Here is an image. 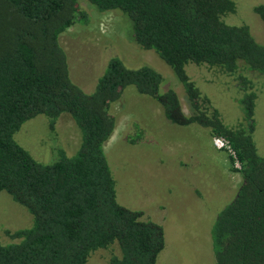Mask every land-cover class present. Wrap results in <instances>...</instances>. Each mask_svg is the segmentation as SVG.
<instances>
[{"label": "trees", "instance_id": "1", "mask_svg": "<svg viewBox=\"0 0 264 264\" xmlns=\"http://www.w3.org/2000/svg\"><path fill=\"white\" fill-rule=\"evenodd\" d=\"M89 1L101 12L120 11L135 42L172 68L188 111L176 89L161 91V71L150 64L129 67L118 55L108 60L92 91L72 79L60 36L88 22L79 0H0V192L32 215L30 226L6 231L15 241L0 240V264H88L94 251L114 243L121 253L112 264H157L166 246L164 226L117 200L104 149L117 125L112 104L129 86L157 101L170 123L197 124L228 141L236 154H229L230 169L242 182L211 228L216 264H264V155L255 141L258 95L250 76L264 75V43L247 24L227 21L237 9L234 0ZM254 10L264 23V3ZM189 63L234 78L242 117L223 118L188 74ZM64 113L81 135L76 152L59 147L43 163L15 139L27 120L44 115L54 129ZM133 129L132 143L145 134L139 123Z\"/></svg>", "mask_w": 264, "mask_h": 264}, {"label": "rangeland", "instance_id": "2", "mask_svg": "<svg viewBox=\"0 0 264 264\" xmlns=\"http://www.w3.org/2000/svg\"><path fill=\"white\" fill-rule=\"evenodd\" d=\"M234 1L237 9L226 17L227 21L247 24L255 38L264 43V23L254 10L264 0ZM79 3L88 12V22L76 23L60 36L77 84L92 91L108 60L118 55L129 67L150 64L161 71L165 76L161 91L165 87L176 89L188 111L183 88L172 68L154 50L135 42L130 22L120 11L101 12L89 0ZM186 70L226 121L242 117L237 103L240 91L233 77L206 64L189 63ZM250 76L258 95L255 141L264 155V75L255 72ZM111 111L117 125L104 149L116 180L117 200L143 210L147 219L164 226L166 246L157 264H216L211 228L242 182L241 174L230 169L229 153L215 146L208 129L167 121L159 103L133 86L124 90ZM134 123H139L145 134L132 143L128 136L134 131ZM15 139L38 161L48 163L59 147L68 154L76 152L81 135L73 118L64 113L54 129L44 115L27 120ZM31 224L29 211L6 191L0 192V240L15 241L6 231ZM120 253L114 243L94 251L88 264H112V256Z\"/></svg>", "mask_w": 264, "mask_h": 264}, {"label": "built area", "instance_id": "3", "mask_svg": "<svg viewBox=\"0 0 264 264\" xmlns=\"http://www.w3.org/2000/svg\"><path fill=\"white\" fill-rule=\"evenodd\" d=\"M214 139V144L218 149H225L229 154L236 158L235 151L230 147L228 141L223 137H216ZM236 167H240L239 162L236 160Z\"/></svg>", "mask_w": 264, "mask_h": 264}]
</instances>
